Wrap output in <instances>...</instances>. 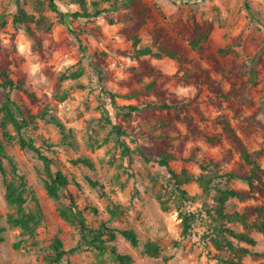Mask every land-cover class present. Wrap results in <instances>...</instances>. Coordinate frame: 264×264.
Masks as SVG:
<instances>
[{
  "label": "rangeland",
  "instance_id": "rangeland-1",
  "mask_svg": "<svg viewBox=\"0 0 264 264\" xmlns=\"http://www.w3.org/2000/svg\"><path fill=\"white\" fill-rule=\"evenodd\" d=\"M51 2L62 13L90 17L64 22ZM134 2L139 12L127 0H0V64L8 63L9 79L22 80L36 96L0 86V106L15 98L24 114H47L19 131L11 123L0 127V264H53L57 241L64 250L80 246L59 264H114L111 253L89 246L78 221L62 211L80 212L88 229L108 226L115 238L102 236L104 244L130 256L131 264H220L222 257L264 264V231L235 220L217 222L253 239L248 244L225 234L245 254L212 240L219 195L214 188L246 193L242 200L228 198L223 213L264 208V0ZM204 21L213 29L193 48L195 25ZM144 48L151 53L139 54ZM107 91L116 94L119 107H170L127 115L112 106ZM20 136L47 156L52 172L67 176L58 199L47 193L44 162L20 147ZM240 144L263 170L253 186L226 178L231 171L251 172ZM162 154L171 155L167 166L160 163ZM202 175L212 178L207 194ZM8 183L25 199L21 212L5 198ZM179 190L194 199L180 200ZM115 207L119 213L112 216ZM29 215L38 220L32 233L11 223ZM256 217L247 213L249 222ZM122 230H132L138 244ZM147 243L156 244V254L145 251Z\"/></svg>",
  "mask_w": 264,
  "mask_h": 264
},
{
  "label": "trees",
  "instance_id": "trees-1",
  "mask_svg": "<svg viewBox=\"0 0 264 264\" xmlns=\"http://www.w3.org/2000/svg\"><path fill=\"white\" fill-rule=\"evenodd\" d=\"M175 1L183 2V3H190V2L196 3L199 0H175ZM126 5L133 7L137 12L140 11L139 6L137 5V3L134 2V0H127ZM51 8L60 15L61 19L64 22H67V17H73V18L90 17V15L87 12H84L82 14L80 12L62 13L57 9L56 5L53 4L52 2H51ZM100 13L101 11L97 10L94 12V15L98 16ZM212 29H213V25L211 22L204 21L201 24H196L195 31L193 32V35L190 41L191 47L199 48L201 44L207 40ZM137 41H138L137 38H135V42ZM160 49L172 56H175V53L172 50L168 49L166 46H162ZM138 53L142 55H146V54L151 53V50L149 48H144L142 50H139ZM7 68H8V63L5 62L3 64H0V86L3 88L10 87V89L13 88L16 91H23L30 98L36 99V96L34 94L28 92L25 88L21 86L22 80H19L18 82L14 83L12 80L9 79L8 74H7ZM250 71H251L250 72L251 75L253 76L254 74L253 70L251 69ZM149 87H152V86L150 85ZM106 94L110 98L112 106L118 109L119 111L126 113L127 115H130V113L132 112L142 111L143 109L152 110L155 108L165 109V108L170 107L165 102H149L143 106L128 105V106L119 107V106H116V103H115L116 94H114L111 91H107ZM0 111L4 112V117L2 118V120L0 119V127L4 128L7 123H11L15 127V129L18 131L21 130L22 124L31 123L36 117L45 118L47 115L46 110L40 111L36 115H31L30 113L24 114L21 108V105L19 104L17 99L15 98L10 99L9 97L7 98L6 102L2 106H0ZM18 117H20L21 122H19ZM50 120L53 121L58 126L62 127V125L57 120H55V118L51 117ZM105 120L112 125V128L115 129L119 135L123 133L120 126H116L115 124L112 123L111 117L108 116ZM18 141H19V145L21 148L34 151L36 154H38L39 159L44 162L45 171L49 179V182H46L47 193L52 198L58 199L60 193H63L64 191L67 190V185H68L67 176L60 171H55V172L51 171L50 166H49V163H50L49 159L47 158V156L42 155L39 152L38 148L34 145L32 140H26L25 138L20 136ZM240 149H241V155L244 161L247 164L251 165V172L249 174H245V173H234L235 171H231L229 174L226 175V178L228 179L238 178V179L245 181L249 186H253L254 181H258V182L262 181L261 174L263 170L260 168L258 163L246 152L245 148L241 144H240ZM164 155L166 154H162L160 163L162 166H167V159L168 157H171V155L170 154H168L167 156H164ZM2 156H5V154L3 152L2 144L0 143V157ZM83 161L85 163H88L86 159ZM3 171L4 170L0 163V172L3 173ZM182 172H186V171L184 170ZM172 176L178 181V183H180L179 181L180 178L178 175H176L175 173H172ZM199 179H200V184L202 186V190L204 194H207L211 188L210 187V183L212 180L211 176L202 175ZM6 187H7L6 196H5L6 200L11 204H15L17 210L21 212L22 205L25 202V199L21 195V191H19V188L16 187L13 183H8ZM214 189L219 193V195L216 198L217 206L214 210L215 213L217 214V217H214L216 224L214 228L215 229L214 238L212 239L213 243L218 248H222V249L226 248V249H230V251L233 250L238 253L242 251V254H245L248 252V250L246 248L235 249L233 246V243L231 242V240H228L225 234L228 232L233 237L239 239L242 242L248 243V244H253L254 243L253 239L247 234L234 233L229 228L224 229V227L222 225H219L218 223L219 221H223V220H229V221L235 220V221L240 222L242 226L246 228H253L259 232H263L264 231V208L262 207L255 208V209L246 208L244 211H242V213H239V212H235L232 214L223 213L222 212L223 205H224V202L228 198H237L239 200H242L245 198L246 193L243 191H239L236 189H229V188H225V189L214 188ZM69 196L71 197V195ZM179 198L180 200H188V199H192L193 197L187 196V193L184 190H179ZM251 211L254 212L257 216L253 222H249L247 219V213ZM118 213L119 212L116 207L111 210L112 216H116L118 215ZM61 215L65 219L77 220L80 233L84 237V239H86L85 237H90V239L88 241L85 240V242L89 246L95 247V249L98 250L99 252L109 251L114 258V261H115L114 264H131L132 260L130 256L120 254L116 252L113 246H108L104 244L103 240L101 239L102 236L108 235L109 239L115 238L114 232L110 230L108 226H105L102 224L101 227H99L98 229L92 230V229L87 228L80 212L76 214L71 212V214L69 215L67 212L62 211ZM188 220H189L188 217L184 215L185 225H188ZM11 223L15 226H19L20 228H22L28 233H32V228L34 225L38 224V220H36L33 215H29L27 217L12 219ZM31 224L33 226H31ZM1 231H2V228L0 227V233ZM120 233L127 240H129L133 246H136L138 244V239L136 237V234L132 230H122ZM1 240H2V237L0 236V241ZM144 249L149 254L157 253V246L155 243H147ZM78 250H80L79 245L74 246L68 250H64L62 248L61 243L57 241L56 245H54L55 256L52 258L51 261L53 264H59L62 259L64 258L69 259ZM219 263L220 264H242L239 260L235 261L234 259H230V258L225 259L223 257L219 258Z\"/></svg>",
  "mask_w": 264,
  "mask_h": 264
}]
</instances>
